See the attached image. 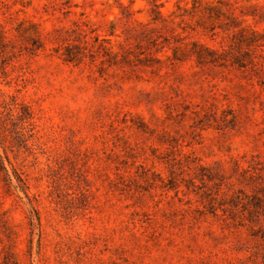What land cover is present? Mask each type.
Segmentation results:
<instances>
[{
	"label": "rangeland",
	"instance_id": "rangeland-1",
	"mask_svg": "<svg viewBox=\"0 0 264 264\" xmlns=\"http://www.w3.org/2000/svg\"><path fill=\"white\" fill-rule=\"evenodd\" d=\"M117 1L0 0V264H264V0Z\"/></svg>",
	"mask_w": 264,
	"mask_h": 264
},
{
	"label": "trees",
	"instance_id": "trees-1",
	"mask_svg": "<svg viewBox=\"0 0 264 264\" xmlns=\"http://www.w3.org/2000/svg\"><path fill=\"white\" fill-rule=\"evenodd\" d=\"M131 4L134 3V0H130ZM197 0H193V5L194 7L197 6ZM117 4H119L120 8L122 9V12L124 14H126L127 18H133L134 19V11L130 8V6L124 5V3L121 0L117 1ZM160 4L158 3V1L156 0V3L154 4V13L155 15L150 19L149 23H154L156 25H160L161 23H165L166 22V18L163 15L161 9H160ZM205 9L209 10V11H213L215 12V16L216 18H221L222 16H225L228 18V22L230 23L228 26H232V25H236V24H242L246 21V17H244L243 15H238V13L236 12V8L233 5H230L228 3H225L224 1L219 0L217 3L215 1H211L209 0L206 4ZM120 19L119 17L116 18V20H112L111 23L116 24L117 20ZM136 21H139V19L136 18ZM139 23H143V22H139ZM232 23V24H231ZM225 23L222 22V24L220 26H222L223 28H227L228 26H226ZM250 27V25H245L241 28L240 33H244L246 29H248ZM25 29L28 30L29 32V36L32 38V40H39L40 39V31H39V27L36 23H31L29 24V26H27ZM116 31H113L112 34H115ZM253 33H257L256 31H254ZM8 31L6 30V27L0 23V43H2L5 39L8 38ZM250 34V33H249ZM246 35V34H244ZM251 35V34H250ZM254 35V34H253ZM247 37V36H246ZM249 38V37H247ZM194 46H198V44L193 43ZM194 54H196V56L198 57L199 61H205V60H211L209 62H216L218 60V58L221 56V54L219 53L218 50L216 49H210L209 47L203 46L201 45L198 49L196 48L193 51ZM205 53H207L210 57L206 58L205 57ZM174 55L177 57L178 54L176 53V49H174ZM178 58V57H177ZM10 259L5 260V264H8ZM14 262V260H13Z\"/></svg>",
	"mask_w": 264,
	"mask_h": 264
}]
</instances>
